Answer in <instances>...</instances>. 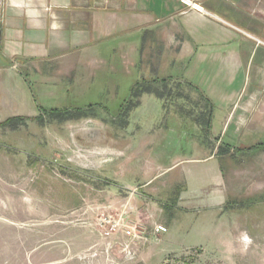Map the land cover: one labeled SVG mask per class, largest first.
I'll list each match as a JSON object with an SVG mask.
<instances>
[{
  "label": "crops",
  "instance_id": "0c3cea01",
  "mask_svg": "<svg viewBox=\"0 0 264 264\" xmlns=\"http://www.w3.org/2000/svg\"><path fill=\"white\" fill-rule=\"evenodd\" d=\"M192 1L206 13L180 0H0V123L43 125L49 117L67 138L74 133L88 147L110 143L106 166L115 175L142 177L138 185L120 187L131 190L124 207L148 222L146 214L161 212L151 196L158 192L153 181L166 160L179 157L166 154L164 131L133 123L132 112L147 98L165 101L172 111L173 140L195 155L184 161L215 159L212 141L222 144L231 126V141L243 129L264 135V0ZM117 73L141 78L114 113L104 107L94 113L100 100L84 106L86 112L53 109L51 117L40 106L39 97L83 105L95 88L111 94L113 100L104 101L113 103L124 87ZM224 200L198 191L185 193L181 203L184 214H216Z\"/></svg>",
  "mask_w": 264,
  "mask_h": 264
},
{
  "label": "rangeland",
  "instance_id": "374dc122",
  "mask_svg": "<svg viewBox=\"0 0 264 264\" xmlns=\"http://www.w3.org/2000/svg\"><path fill=\"white\" fill-rule=\"evenodd\" d=\"M116 78L124 87L113 103L104 101L113 100L111 94L108 98L95 88L83 105L43 103L39 97L40 106L51 117L53 109L78 106L86 112L84 106L100 100L94 113L102 107L114 113L141 77L133 73L123 79L117 73ZM34 91L38 94L37 88ZM165 107V101L147 98L131 116L145 129L164 131L166 154L179 157L174 163L166 160L167 167L153 181L158 192L151 196L161 212L154 217L146 214L148 222L143 223L168 224L169 233L157 239L152 228L138 227L147 241L131 261L116 250V264H264V135L243 129L231 141V126L222 144L216 147L212 141L215 159L184 161L195 155L187 144L173 140L178 135L171 131L178 126ZM167 107L173 108L170 103ZM43 121L42 125L15 120L0 126V264H108L104 249L112 241L105 236L110 227H91L98 214L92 209H120L128 192L120 187L138 185L142 177L115 175L116 170L106 166L110 160L106 148L80 145L76 135L67 138L63 125L54 119ZM198 191L222 195L219 212L192 209L184 214L183 195Z\"/></svg>",
  "mask_w": 264,
  "mask_h": 264
},
{
  "label": "built area",
  "instance_id": "2783aa9c",
  "mask_svg": "<svg viewBox=\"0 0 264 264\" xmlns=\"http://www.w3.org/2000/svg\"><path fill=\"white\" fill-rule=\"evenodd\" d=\"M186 7L199 13L205 14V9L194 3L192 0H180ZM137 194L136 191H133ZM93 212H98L97 219L92 223L91 227H110L106 231V238H111L112 241L105 244L104 253L108 264H116L114 253L119 249L125 255L126 261L134 260L136 257V249L147 241L143 233H139L138 227H144L143 220L140 215H131L128 206L124 204L120 209L115 210L112 206L105 210L98 207L92 209ZM152 233L157 239L168 233V228L161 223L153 221Z\"/></svg>",
  "mask_w": 264,
  "mask_h": 264
},
{
  "label": "flooded vegetation",
  "instance_id": "af4514ba",
  "mask_svg": "<svg viewBox=\"0 0 264 264\" xmlns=\"http://www.w3.org/2000/svg\"><path fill=\"white\" fill-rule=\"evenodd\" d=\"M109 144H110V143H102V145H101L100 147H103V148H106V149H107V147L109 146ZM80 145L87 146L86 144L81 143V142H80ZM107 150H109V149H107Z\"/></svg>",
  "mask_w": 264,
  "mask_h": 264
},
{
  "label": "trees",
  "instance_id": "16d2710c",
  "mask_svg": "<svg viewBox=\"0 0 264 264\" xmlns=\"http://www.w3.org/2000/svg\"><path fill=\"white\" fill-rule=\"evenodd\" d=\"M15 120H16V121H19L18 119H11V120L7 121V123H5V124H0V126H1V125H7V124H10V122H13V121H15Z\"/></svg>",
  "mask_w": 264,
  "mask_h": 264
},
{
  "label": "water",
  "instance_id": "95a60500",
  "mask_svg": "<svg viewBox=\"0 0 264 264\" xmlns=\"http://www.w3.org/2000/svg\"><path fill=\"white\" fill-rule=\"evenodd\" d=\"M1 38H2V31L0 29V43H1ZM128 191H131L130 189H127Z\"/></svg>",
  "mask_w": 264,
  "mask_h": 264
}]
</instances>
